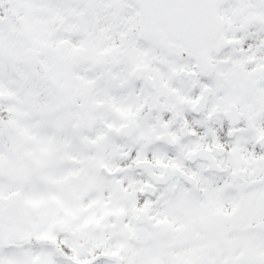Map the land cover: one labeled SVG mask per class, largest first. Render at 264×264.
<instances>
[{
	"label": "snow or ice",
	"instance_id": "snow-or-ice-1",
	"mask_svg": "<svg viewBox=\"0 0 264 264\" xmlns=\"http://www.w3.org/2000/svg\"><path fill=\"white\" fill-rule=\"evenodd\" d=\"M0 264H264V0H0Z\"/></svg>",
	"mask_w": 264,
	"mask_h": 264
}]
</instances>
